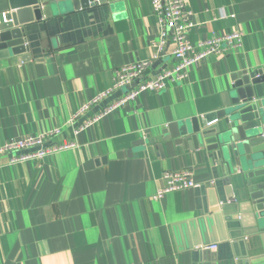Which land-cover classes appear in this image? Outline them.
<instances>
[{
    "label": "crops",
    "instance_id": "1",
    "mask_svg": "<svg viewBox=\"0 0 264 264\" xmlns=\"http://www.w3.org/2000/svg\"><path fill=\"white\" fill-rule=\"evenodd\" d=\"M186 3L196 23L189 33L194 44L240 28L242 46L210 54L183 80L140 93L78 133L79 124L126 91L72 122L83 104L113 85L116 70L152 58L160 38L152 0L82 8L69 2L26 26L31 58H0V145L56 128L48 143L77 144L18 163L0 157V264H246V255L264 264L259 234L237 246L230 233L235 213L225 204L239 203L241 176H227L206 146L191 150L164 140L172 123L222 107L235 73L264 69V0ZM10 22L9 1L0 0V29ZM171 47L152 70L172 62ZM183 169L200 185L154 198L163 173ZM205 235L210 242L200 243ZM211 244L217 247L202 248Z\"/></svg>",
    "mask_w": 264,
    "mask_h": 264
},
{
    "label": "water",
    "instance_id": "2",
    "mask_svg": "<svg viewBox=\"0 0 264 264\" xmlns=\"http://www.w3.org/2000/svg\"><path fill=\"white\" fill-rule=\"evenodd\" d=\"M11 22L0 29V58L21 55L31 58L26 26L34 20L52 17L72 2L76 8L101 4L107 0H8ZM65 3V4H64ZM157 60L153 68L160 64ZM150 70L147 71V74ZM233 85L223 96L222 107L200 117L194 116L170 125L176 144L191 150L207 148L214 153L228 174L241 176L239 203L225 204L234 211L228 220L234 225L230 233L241 245L250 235L259 234L264 245V69L233 75ZM136 84H133L135 86ZM228 198H233L228 194ZM219 205V204H218ZM228 205V206H227ZM219 206L213 212H219ZM206 239V235H205ZM210 240L207 238V244ZM198 245V244H197ZM251 249V244H246ZM246 264L252 259L246 255Z\"/></svg>",
    "mask_w": 264,
    "mask_h": 264
},
{
    "label": "built area",
    "instance_id": "3",
    "mask_svg": "<svg viewBox=\"0 0 264 264\" xmlns=\"http://www.w3.org/2000/svg\"><path fill=\"white\" fill-rule=\"evenodd\" d=\"M154 14L160 25V38L155 44L151 59L138 60L123 64L116 70L114 83L107 90L99 93L92 101L83 104L74 114L72 122H76L93 104L112 95L116 91L126 89L122 95L105 107L91 120H87L76 127L78 133L84 127L103 117L115 106L134 100L144 91H162L168 82L181 81L187 76V70L192 65L200 64L210 54H226L232 49L242 46L244 32L236 28L225 34L212 33L209 37L194 44L189 33L195 26L192 13L187 8L186 0H152ZM4 19L7 20L6 15ZM172 56V62L159 70H152L157 60L163 58L167 48ZM150 72L147 74V71ZM133 84H136L133 86ZM60 132L59 128L51 132L29 135L24 138L7 140L0 145V157H6L9 163H18L25 160L43 158L59 150L75 147V142L48 143L49 139ZM162 179L164 185L154 195L158 199L165 194L190 187H198L193 178V171L183 169L166 171ZM217 244L202 245V248L215 249Z\"/></svg>",
    "mask_w": 264,
    "mask_h": 264
},
{
    "label": "rangeland",
    "instance_id": "4",
    "mask_svg": "<svg viewBox=\"0 0 264 264\" xmlns=\"http://www.w3.org/2000/svg\"><path fill=\"white\" fill-rule=\"evenodd\" d=\"M244 37V36H243ZM232 50H234V49H232Z\"/></svg>",
    "mask_w": 264,
    "mask_h": 264
}]
</instances>
